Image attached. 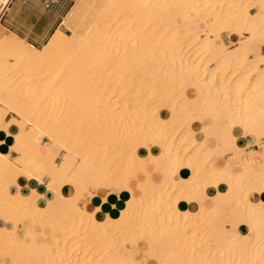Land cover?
Returning a JSON list of instances; mask_svg holds the SVG:
<instances>
[{
    "label": "bare ground",
    "instance_id": "bare-ground-1",
    "mask_svg": "<svg viewBox=\"0 0 264 264\" xmlns=\"http://www.w3.org/2000/svg\"><path fill=\"white\" fill-rule=\"evenodd\" d=\"M61 26L0 37V264H264V146L243 162L264 145V0H75Z\"/></svg>",
    "mask_w": 264,
    "mask_h": 264
},
{
    "label": "crops",
    "instance_id": "crops-1",
    "mask_svg": "<svg viewBox=\"0 0 264 264\" xmlns=\"http://www.w3.org/2000/svg\"><path fill=\"white\" fill-rule=\"evenodd\" d=\"M70 7L59 11H53V10L45 9L41 3L36 2L35 0H11L8 6V10L6 11L5 15L2 17L0 25L4 30H6L10 34L17 35L25 39L26 41H28L37 48H42L47 43L49 38L53 35V33L60 27L62 23L61 20L63 21L64 15L67 13V11H69ZM229 39L230 37H228L227 35L223 36V40L227 45H230L231 41H236L238 37H233L230 40ZM263 48L264 47H262V54L264 55ZM10 115L11 114L7 113L4 118L8 121L13 116ZM229 122L232 125H234V122L231 119L229 120ZM225 136L227 135L225 134ZM226 139L228 142H230L228 136ZM0 142H3L0 143V153L4 155H10L11 157H17V154L11 150V148L15 145V139L11 135H9L5 131H0ZM210 145H214V143L211 142ZM220 146L221 144L218 145L219 148ZM243 146H244V151L246 152L243 156V162L255 166L260 165L261 163L260 154L262 152V148L264 145L258 146L255 143L254 139L249 138L243 144ZM53 152L57 155L55 164L58 165L63 152L60 149L57 150V147L53 148ZM228 158L229 156H223L221 152H218L217 155L213 157L214 161L212 160V162L215 165V168H219V167L224 168L228 161ZM165 173L168 174L169 171L165 170ZM49 180L50 179L48 176L44 177L45 184L48 183ZM156 180L157 181L159 180L158 176L156 177ZM9 181L10 183H12L11 178H9ZM134 182L135 184H132V187L135 190H137L136 188L137 182L136 181ZM16 184L17 185H15L14 183L11 184L12 192H17L18 187H22V188L27 187L30 184V181L25 177H19V179L16 180ZM118 195H119L118 197L122 201L128 200L131 196L129 191H122ZM200 200L205 201L206 199L203 196H201ZM207 204L211 205V203L208 201ZM57 207H63V206L60 205L59 203H56L52 207V209L48 211V213L51 214L56 213ZM89 210L90 211L93 210L92 205H89ZM2 223L3 222H1L0 224ZM234 223H235L234 217L230 215V224H234ZM230 228L231 227H227L225 231L229 232ZM129 241L130 243L136 242L134 238H130ZM145 249L146 248L141 247L140 251H144ZM155 256H156L155 252L147 250L146 254H143L142 260L153 259Z\"/></svg>",
    "mask_w": 264,
    "mask_h": 264
},
{
    "label": "rangeland",
    "instance_id": "rangeland-1",
    "mask_svg": "<svg viewBox=\"0 0 264 264\" xmlns=\"http://www.w3.org/2000/svg\"><path fill=\"white\" fill-rule=\"evenodd\" d=\"M75 3V2H74ZM74 3H72V5H71V7H70V9L72 8V6L74 5ZM70 9H69V11H70ZM69 11H67V13L64 15V17L68 14V12ZM253 13L255 12L254 10L252 11ZM2 20V19H1ZM61 22H62V20H61ZM60 29H64L65 30V27H63V26H61L60 25V27H59ZM4 35H12V34H10L9 32H7L6 30H4L2 27H1V25H0V37H2V36H4ZM224 35H226L225 33L223 34V36ZM263 51H264V48H263ZM194 95V93H190V96L191 97H194L193 95ZM10 114V113H9ZM10 116H12V114L10 115ZM9 116V117H10ZM12 118V117H11ZM30 127V126H29ZM39 142H46V139H41V140H38ZM261 146L263 145V142L261 141V144H260ZM18 156V155H17ZM64 157V153H62V157H61V159L59 160V163L58 164H60L61 163V161H62V158ZM148 158H150V156L149 157H147V159ZM49 177V176H48ZM50 179V178H49ZM43 181H44V178H43ZM134 181H136V179L134 180ZM133 180L131 181V184H135V182H134ZM49 182H50V180H49ZM48 182V183H49ZM82 182L84 183V184H89V180L88 179H84V180H82ZM48 183H46V184H48ZM115 192H119V191H115ZM64 200L63 199H58L57 200V203H59L60 205H62V206H64L66 203L65 202H63ZM81 205V204H80ZM127 247H130L129 245L127 246ZM16 254H18V252H16V251H13V252H11V255H16ZM1 256V255H0Z\"/></svg>",
    "mask_w": 264,
    "mask_h": 264
},
{
    "label": "built area",
    "instance_id": "built-area-1",
    "mask_svg": "<svg viewBox=\"0 0 264 264\" xmlns=\"http://www.w3.org/2000/svg\"><path fill=\"white\" fill-rule=\"evenodd\" d=\"M35 1L41 3L45 9L53 10V11L67 9L72 5V3L75 2V0H35ZM5 13L6 11L2 15V17L5 15ZM2 17L0 18V22Z\"/></svg>",
    "mask_w": 264,
    "mask_h": 264
},
{
    "label": "clouds",
    "instance_id": "clouds-1",
    "mask_svg": "<svg viewBox=\"0 0 264 264\" xmlns=\"http://www.w3.org/2000/svg\"><path fill=\"white\" fill-rule=\"evenodd\" d=\"M0 143H3V142H0ZM0 158H4V157H0Z\"/></svg>",
    "mask_w": 264,
    "mask_h": 264
}]
</instances>
